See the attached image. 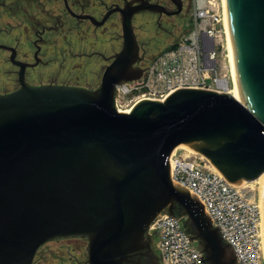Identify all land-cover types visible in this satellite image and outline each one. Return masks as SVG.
<instances>
[{
	"label": "water",
	"instance_id": "95a60500",
	"mask_svg": "<svg viewBox=\"0 0 264 264\" xmlns=\"http://www.w3.org/2000/svg\"><path fill=\"white\" fill-rule=\"evenodd\" d=\"M119 9L124 45L98 88L22 81L0 94V264H33L44 244L69 237L89 241V264H159L149 230L165 213L187 215L205 264H237L202 202L173 180L171 156L191 147L238 186L264 173V0H227L242 100L187 87L130 112L116 95L145 70L133 16L165 7Z\"/></svg>",
	"mask_w": 264,
	"mask_h": 264
},
{
	"label": "built area",
	"instance_id": "2783aa9c",
	"mask_svg": "<svg viewBox=\"0 0 264 264\" xmlns=\"http://www.w3.org/2000/svg\"><path fill=\"white\" fill-rule=\"evenodd\" d=\"M196 27L158 54L136 81L117 86L119 111L130 112L140 100H165L179 88L229 91V79L220 71L219 55L226 36L223 0L194 3ZM133 84L134 86H131ZM138 89V96L124 107L119 96ZM172 178L189 189L204 205L212 223L237 255V264H264L262 255V214L259 205L241 186L229 182L210 161L173 152ZM188 217L163 214L150 228L153 244L162 264H205L202 243L192 240Z\"/></svg>",
	"mask_w": 264,
	"mask_h": 264
},
{
	"label": "flooded vegetation",
	"instance_id": "af4514ba",
	"mask_svg": "<svg viewBox=\"0 0 264 264\" xmlns=\"http://www.w3.org/2000/svg\"><path fill=\"white\" fill-rule=\"evenodd\" d=\"M47 1L56 5L54 6V12L46 8L47 3L43 0H20L18 4H14L13 2L9 4L6 0L0 1V7H5L11 12H14L15 7L18 6V11H24L35 23V27L32 29V36L34 38L31 39V47L28 51L21 47L20 38H11L10 31L0 27V54L2 53L1 55L3 56L0 58V94H7L20 89L22 81L33 86L68 85L96 89L100 85L96 88H90L82 86L77 81L73 82V74L67 68H64V64L68 61L72 63V61L79 58L87 60L95 59L101 65L104 74L107 66L113 62L115 55L122 50L124 45L123 13L119 8H125L127 5L136 6L146 2L165 7L164 11L142 10L133 16V25L139 42L137 26L135 25L138 15L143 13L152 14L155 17L154 23L158 30L172 34L174 32L173 29L178 26L179 21L188 19L193 3V0H113L110 3L107 0ZM21 2H26L28 6H39L37 8L42 9L46 17L52 19L55 23L50 26L41 25L37 17L30 14V7L23 9ZM108 13L110 14L106 21L98 25L97 22L102 21ZM112 20L114 21L113 27L116 29L115 32L111 31L114 34L113 47L114 49H118L107 54L102 50L105 46L103 36L106 32L105 29H109L107 25ZM89 35L93 37V40L89 39ZM75 36L87 38L86 41L84 40V46L87 49L74 53L73 41ZM53 38L66 39L67 50L66 52H62L59 57L57 54L56 56L50 55L46 49V46L54 45L55 41H53ZM145 43L143 41L139 42L140 53L144 50ZM141 58L135 63V66H141L140 64L144 60L142 56ZM59 62L60 68L52 67L53 64ZM152 246L154 253L158 256L159 264H162L153 243ZM143 259L145 264H150L148 257H143ZM130 264H137V261Z\"/></svg>",
	"mask_w": 264,
	"mask_h": 264
},
{
	"label": "rangeland",
	"instance_id": "374dc122",
	"mask_svg": "<svg viewBox=\"0 0 264 264\" xmlns=\"http://www.w3.org/2000/svg\"><path fill=\"white\" fill-rule=\"evenodd\" d=\"M1 1V0H0ZM7 3L12 2L18 4L20 0H6ZM47 3L46 8L55 11L56 5L43 0ZM113 0H107L108 3ZM197 0H193L192 10L189 12L188 19L185 21H179L178 26L173 29V33L169 34L168 32L158 30L155 26L152 14L143 13L138 15L135 20V25L137 26V34L139 36V42H146L144 50L141 51L140 55L144 58L143 62L140 64L141 67H145L150 61H152L158 54L168 49L172 43L180 39L183 35H188L194 31L196 27L194 19V3ZM23 9L29 8L30 14L37 17V20L41 22V25H53L55 22L46 17V14L43 13L42 9L35 6H28L26 2H21ZM225 5V4H224ZM190 18V20H189ZM113 20L109 22L105 29V34L103 36L105 46L102 48L107 54L115 50L113 47V35L112 32H115L116 29L113 27ZM0 27H3L5 30L10 31L11 38H20L21 47L28 51L30 49L32 36V29L35 27V23L28 14H25L24 11H18V6L15 7V11L11 12L5 7H0ZM113 27V28H112ZM110 30V31H109ZM112 31V32H111ZM90 36V40H93V37ZM102 38V37H101ZM87 38H82L81 36H75L73 41V51L81 52L82 49H87L84 46V40ZM55 41L54 45L46 46V49L49 51L52 56H61L62 52H66V39L64 38H53ZM224 48L220 50L219 61H220V71L223 76L229 79L231 87L233 86V72L232 66L229 62L228 52L226 50V36H223ZM86 43V42H85ZM68 48V47H67ZM118 49V48H117ZM116 49V50H117ZM2 54V53H1ZM0 54V58L3 57ZM64 54V53H63ZM73 64V65H72ZM53 68H60V62L52 65ZM64 68H67L70 73L73 74L72 81L79 82L82 86L96 88L100 85L103 75V70L101 65L97 63L95 59H77L72 61V63L64 64ZM235 74V73H234ZM131 86H134L131 84ZM138 89H133V91L126 97L122 95L119 96V102L124 107L127 103L134 100L138 96ZM177 153H182L185 155H191L200 158V154L190 150L189 148L180 145L177 150ZM203 158H206L202 155ZM207 159V158H206ZM243 192L247 194L249 198L254 200L260 208L261 201L264 199V180H255L251 182H243L241 185ZM262 214V212H261ZM262 226V225H261ZM263 232V231H262ZM262 255L264 260V249H263V236H262ZM33 264H89L88 263V240L81 237H69L61 238L58 240H53L44 244L39 251L37 252Z\"/></svg>",
	"mask_w": 264,
	"mask_h": 264
},
{
	"label": "bare ground",
	"instance_id": "6f19581e",
	"mask_svg": "<svg viewBox=\"0 0 264 264\" xmlns=\"http://www.w3.org/2000/svg\"><path fill=\"white\" fill-rule=\"evenodd\" d=\"M224 4H225V22H224V27H225V32H226V50L228 52V57H229V62L231 63L232 66V72H233V80H232V84L233 86L231 87V85L229 86V92L231 94H233L235 97H237L238 99L242 100V96H241V92H240V88H239V83L236 77V72H235V64H234V55H233V48H232V42H231V37H230V30H229V25H228V15H227V0H223ZM235 73V74H234ZM180 146V145H179ZM178 146V147H179ZM184 146V145H182ZM177 147V148H178ZM187 147V146H185ZM177 148L175 149V152L177 150ZM190 150L196 152L193 148L191 147H187ZM212 165V164H211ZM212 167L214 169H216L213 165ZM217 170V169H216ZM256 180H264V173ZM261 212H262V221H261V225H262V236H263V249H264V227H263V211H264V199H262L261 201Z\"/></svg>",
	"mask_w": 264,
	"mask_h": 264
},
{
	"label": "trees",
	"instance_id": "16d2710c",
	"mask_svg": "<svg viewBox=\"0 0 264 264\" xmlns=\"http://www.w3.org/2000/svg\"><path fill=\"white\" fill-rule=\"evenodd\" d=\"M179 213H181V212H179ZM182 214H183V213H182ZM187 226H188L189 231L192 232V229H191V227H190V225H189V221H187Z\"/></svg>",
	"mask_w": 264,
	"mask_h": 264
}]
</instances>
